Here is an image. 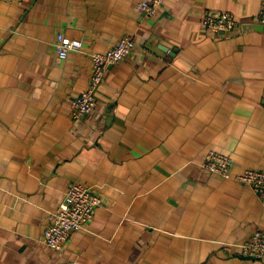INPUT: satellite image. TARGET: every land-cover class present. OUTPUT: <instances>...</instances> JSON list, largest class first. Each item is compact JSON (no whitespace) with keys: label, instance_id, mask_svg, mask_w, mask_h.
<instances>
[{"label":"crops","instance_id":"0c3cea01","mask_svg":"<svg viewBox=\"0 0 264 264\" xmlns=\"http://www.w3.org/2000/svg\"><path fill=\"white\" fill-rule=\"evenodd\" d=\"M5 0L0 6V264H264L240 243L264 231V200L201 167L232 156L233 175L264 171V0ZM208 11L235 32L205 29ZM59 33L82 40L60 58ZM130 36L93 112L91 54ZM101 195L88 230L44 242L73 183Z\"/></svg>","mask_w":264,"mask_h":264},{"label":"built area","instance_id":"2783aa9c","mask_svg":"<svg viewBox=\"0 0 264 264\" xmlns=\"http://www.w3.org/2000/svg\"><path fill=\"white\" fill-rule=\"evenodd\" d=\"M5 0H0V6ZM164 0H150L140 4L139 9L154 16L160 10ZM254 22L264 24V5L255 16ZM205 29L216 33L235 32L241 29L242 22L234 15L221 11H208L202 19ZM56 50L60 58H67L74 50H82L83 42L68 39L59 33L56 39ZM137 42L134 37L124 36L105 52L91 54L92 75L89 87L76 94L70 100L71 116L81 120L93 112L97 105L95 92L103 82L107 70L128 58ZM234 160L232 156L219 151H209L201 167L213 175L225 179H234L239 183L249 185L253 191L264 200V171L247 169L243 173L233 175ZM101 195L94 186L84 183H73L65 193L58 209L53 212V222L47 227L44 236L45 244L53 250H62L74 233L88 230L97 209L102 204ZM242 255L252 259H264V231H258L238 245Z\"/></svg>","mask_w":264,"mask_h":264},{"label":"water","instance_id":"95a60500","mask_svg":"<svg viewBox=\"0 0 264 264\" xmlns=\"http://www.w3.org/2000/svg\"><path fill=\"white\" fill-rule=\"evenodd\" d=\"M69 264H72V263H69Z\"/></svg>","mask_w":264,"mask_h":264}]
</instances>
